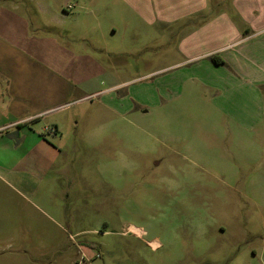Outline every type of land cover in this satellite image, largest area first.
Returning a JSON list of instances; mask_svg holds the SVG:
<instances>
[{
  "label": "rangeland",
  "instance_id": "obj_1",
  "mask_svg": "<svg viewBox=\"0 0 264 264\" xmlns=\"http://www.w3.org/2000/svg\"><path fill=\"white\" fill-rule=\"evenodd\" d=\"M2 8L29 22L50 66L68 63L51 40L84 62L64 74L65 105L17 127L47 138L37 152L0 139V264H248L264 248V122L229 121L202 87L164 105L174 27L148 25L126 0Z\"/></svg>",
  "mask_w": 264,
  "mask_h": 264
},
{
  "label": "crops",
  "instance_id": "obj_2",
  "mask_svg": "<svg viewBox=\"0 0 264 264\" xmlns=\"http://www.w3.org/2000/svg\"><path fill=\"white\" fill-rule=\"evenodd\" d=\"M126 2L148 25H166L163 31L174 27L172 31L177 32L175 50L180 59L164 69L176 71L177 76L164 77L165 80L161 82L164 92L175 86L176 93L170 99L165 97L162 101L164 105L182 96L187 88L202 87L212 92V102L219 112L226 114L229 121L244 129L264 122V0ZM33 40L37 39L30 35L29 22L20 14L2 8L0 96H8L9 101L0 97V139L11 148L14 143L17 146L29 140L27 144L36 142L33 147L36 149L47 140L43 134L31 128L27 131L29 133L21 134L18 131L17 143L5 131H17V127L24 129L32 121L49 114V111L65 105L66 98H63L66 95H63L67 94L66 86L69 88V84L64 74L76 72L78 63L83 65L84 62L83 55H77L51 40L49 48H59L68 57V65L65 67L55 58L50 66L48 49L45 53L37 54ZM215 55L225 63H213L211 57ZM115 87L111 86L104 92ZM52 101H57L56 105ZM234 102L257 112L243 118L239 112H233ZM31 153L32 150L26 155ZM254 258L256 262H253ZM248 264H264V248L255 250Z\"/></svg>",
  "mask_w": 264,
  "mask_h": 264
},
{
  "label": "trees",
  "instance_id": "obj_3",
  "mask_svg": "<svg viewBox=\"0 0 264 264\" xmlns=\"http://www.w3.org/2000/svg\"><path fill=\"white\" fill-rule=\"evenodd\" d=\"M211 60L213 61V62H215L216 64H224L225 62L221 59V58H219L218 56H212L211 57Z\"/></svg>",
  "mask_w": 264,
  "mask_h": 264
},
{
  "label": "water",
  "instance_id": "obj_4",
  "mask_svg": "<svg viewBox=\"0 0 264 264\" xmlns=\"http://www.w3.org/2000/svg\"><path fill=\"white\" fill-rule=\"evenodd\" d=\"M17 134H18V131H13L9 135H10V137L14 138L17 141V143H19V139L17 138Z\"/></svg>",
  "mask_w": 264,
  "mask_h": 264
},
{
  "label": "flooded vegetation",
  "instance_id": "obj_5",
  "mask_svg": "<svg viewBox=\"0 0 264 264\" xmlns=\"http://www.w3.org/2000/svg\"><path fill=\"white\" fill-rule=\"evenodd\" d=\"M17 130V129H16ZM18 131V130H17Z\"/></svg>",
  "mask_w": 264,
  "mask_h": 264
}]
</instances>
